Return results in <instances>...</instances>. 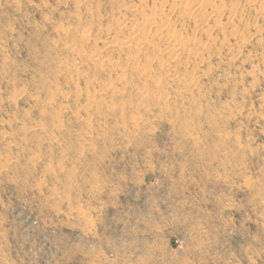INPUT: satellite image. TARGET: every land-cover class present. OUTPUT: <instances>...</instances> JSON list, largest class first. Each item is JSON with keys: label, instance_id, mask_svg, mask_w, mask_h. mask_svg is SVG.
<instances>
[{"label": "rangeland", "instance_id": "rangeland-1", "mask_svg": "<svg viewBox=\"0 0 264 264\" xmlns=\"http://www.w3.org/2000/svg\"><path fill=\"white\" fill-rule=\"evenodd\" d=\"M0 264H264V0H0Z\"/></svg>", "mask_w": 264, "mask_h": 264}, {"label": "bare ground", "instance_id": "bare-ground-1", "mask_svg": "<svg viewBox=\"0 0 264 264\" xmlns=\"http://www.w3.org/2000/svg\"><path fill=\"white\" fill-rule=\"evenodd\" d=\"M164 31H166L167 33H169L170 28L166 27Z\"/></svg>", "mask_w": 264, "mask_h": 264}]
</instances>
